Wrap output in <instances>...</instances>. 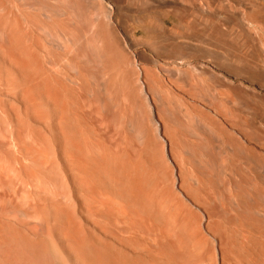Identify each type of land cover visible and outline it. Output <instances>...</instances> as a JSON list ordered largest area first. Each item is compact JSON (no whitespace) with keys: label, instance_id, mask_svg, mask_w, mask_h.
<instances>
[{"label":"rangeland","instance_id":"1","mask_svg":"<svg viewBox=\"0 0 264 264\" xmlns=\"http://www.w3.org/2000/svg\"><path fill=\"white\" fill-rule=\"evenodd\" d=\"M253 1L240 45L206 34L212 46L181 48L159 0H0V264H155L134 256L149 246L159 264H264ZM155 184L192 208L201 245L175 221L178 244L132 223H147ZM209 211L247 230L246 250L222 256Z\"/></svg>","mask_w":264,"mask_h":264},{"label":"bare ground","instance_id":"2","mask_svg":"<svg viewBox=\"0 0 264 264\" xmlns=\"http://www.w3.org/2000/svg\"><path fill=\"white\" fill-rule=\"evenodd\" d=\"M170 191H171V189L169 191H167L163 186H158L157 184L150 186L146 190V192L144 193V198H143L144 202L147 204L145 206V212L143 213L145 218H146L147 223L144 224L142 220H135V219L132 223L134 225L139 226L143 232H146L148 235L154 234V235H156L157 238L160 235L165 234V233H166L165 237L167 235L168 236H174V237H172L173 239H171V240H176V244H178L180 242V238L178 236V234H179L178 231L171 229V231L168 232V230H167V225L170 222V220L175 221V222L180 223L181 226H182V224L184 225L186 232H188L189 233L188 235L193 239V245L194 246H196V243L198 245H201V237L199 236V233L202 232V230H201L200 225H198L195 222L196 214L194 213L192 208L187 206V204L179 201L180 198H179L177 193H171ZM191 196L193 198H197L194 194H191ZM169 197H170V199H168V200H170L172 205H170L168 202L169 206H168V209L166 210V208H165L166 198H169ZM176 201H177V203L183 205V208L181 207V209H180V207L178 206L179 204L177 205ZM209 218L210 219L207 222V227L212 232L217 231V235L220 238L219 244H220V247L222 249V256L223 257L226 256L227 245L229 243H231L233 245V248L237 251H239L240 248H243V246H241V243H242L241 241L244 237V240H246V242H247L246 238H248V237L245 238V236H249L246 234L247 230L244 229V227H242V228H239V227L238 228L223 227L222 223L218 219H216L214 217L212 218V212L211 211H209ZM118 238L123 239V237H118ZM152 242H154V241H152ZM252 242H254V241H252ZM242 244H245L244 241ZM247 244H250V243L247 242ZM247 244L244 245V247L247 246ZM106 246L109 247V244L108 245L106 244ZM110 248H111V245H110ZM202 248H204V247H202ZM253 248H254V245H253ZM48 250L51 251L50 249H48ZM138 250L139 251L136 250L137 254L134 256L142 257V259L144 258L146 260L149 259L150 262L155 263V264H157V263L159 264V262L156 263V261L158 260L157 257L160 255V249L149 246L146 248H139ZM244 250H246V249H244ZM56 251L58 254V259H60L62 262H65L64 258L61 257L62 256L61 254H63V251H61L58 247H56ZM136 251H133V252H136ZM51 252L53 253V250ZM55 260H57V259H55ZM57 261H54V263Z\"/></svg>","mask_w":264,"mask_h":264},{"label":"crops","instance_id":"3","mask_svg":"<svg viewBox=\"0 0 264 264\" xmlns=\"http://www.w3.org/2000/svg\"><path fill=\"white\" fill-rule=\"evenodd\" d=\"M159 4L166 16L173 14L181 48L212 46L199 40L206 34L240 45L246 11H253L255 5L253 0H159Z\"/></svg>","mask_w":264,"mask_h":264}]
</instances>
